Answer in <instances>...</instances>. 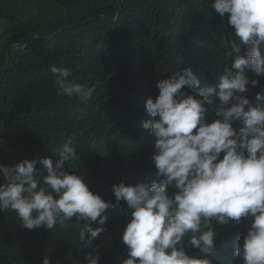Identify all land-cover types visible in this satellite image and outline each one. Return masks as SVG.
Here are the masks:
<instances>
[{"label": "clouds", "instance_id": "9594fccd", "mask_svg": "<svg viewBox=\"0 0 264 264\" xmlns=\"http://www.w3.org/2000/svg\"><path fill=\"white\" fill-rule=\"evenodd\" d=\"M210 7L232 29L234 39L221 36L230 66L218 73L174 70L153 82L155 98L142 99L155 118L142 125L154 138L155 172L149 183L111 187L129 217L121 264H229L227 257L264 264V0H211ZM51 72L58 95L92 99L95 84L76 82L68 68ZM76 152L69 138L61 150L55 145L53 158L0 164V213L30 233L75 219L83 222V246L99 239L116 205L69 170ZM216 225H226L218 241ZM99 259L98 251L87 253L83 264ZM40 264L58 263L46 255Z\"/></svg>", "mask_w": 264, "mask_h": 264}, {"label": "trees", "instance_id": "16d2710c", "mask_svg": "<svg viewBox=\"0 0 264 264\" xmlns=\"http://www.w3.org/2000/svg\"><path fill=\"white\" fill-rule=\"evenodd\" d=\"M121 1L0 0V164L53 158L55 145L61 150L71 138L77 157L69 170L116 205L108 210L107 231L90 246L79 241L83 222L75 219L53 233H30L0 213V264H40L46 255L53 263L83 264L95 251L99 264H121L129 217L111 187L122 180L149 183L155 172L154 138L142 126L155 118L142 99L155 98L153 82L174 70L218 73L230 66L221 36L234 39L232 29L211 0H123L119 12ZM52 66L95 84L92 99L63 96L60 102Z\"/></svg>", "mask_w": 264, "mask_h": 264}, {"label": "bare ground", "instance_id": "6f19581e", "mask_svg": "<svg viewBox=\"0 0 264 264\" xmlns=\"http://www.w3.org/2000/svg\"><path fill=\"white\" fill-rule=\"evenodd\" d=\"M117 17V16H116ZM54 93V92H53ZM58 100H60V102H62L63 100H64V97L63 96H59L58 97ZM3 101H6V99L5 100H3ZM32 109V108H31ZM152 152H154V151H152ZM150 164H151V166H153V164H152V160L150 159ZM123 181H125V180H123ZM126 183H129V181H125ZM132 183L133 184H135L136 182L135 181H132ZM114 195V194H113ZM126 208V204L123 202V204H122V210H124ZM129 211H131V210H129ZM58 227H61V228H63V226H59V225H57ZM216 228H220V231H219V233H218V237H217V241L219 240V238H220V236L224 233V231H225V229H226V225L225 226H221V225H216ZM49 233H53V229L52 230H50L49 231ZM58 234H59V232H58ZM0 238L2 239V237L0 236ZM3 240V239H2ZM217 241H216V243H217ZM3 242L5 243V240H3Z\"/></svg>", "mask_w": 264, "mask_h": 264}, {"label": "water", "instance_id": "95a60500", "mask_svg": "<svg viewBox=\"0 0 264 264\" xmlns=\"http://www.w3.org/2000/svg\"><path fill=\"white\" fill-rule=\"evenodd\" d=\"M120 6H122V4H120Z\"/></svg>", "mask_w": 264, "mask_h": 264}]
</instances>
